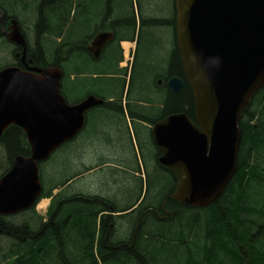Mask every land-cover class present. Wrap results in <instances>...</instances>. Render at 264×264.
Masks as SVG:
<instances>
[{"label":"trees","instance_id":"16d2710c","mask_svg":"<svg viewBox=\"0 0 264 264\" xmlns=\"http://www.w3.org/2000/svg\"><path fill=\"white\" fill-rule=\"evenodd\" d=\"M144 3L139 0L140 10ZM134 6V0H0V38L3 30H9L11 20H17L24 28V23L32 19L33 43L26 36L28 56H33L35 67H57L63 71L62 89L71 102L88 95L116 99L121 111L116 116L124 119L123 97L127 92L133 117L139 113L162 120L186 114L195 121L194 94L177 56L171 74L183 80L184 88L178 95L163 90L165 97L154 93L155 75L147 73L143 61L129 87L127 77L94 79L85 71V77H81V73L69 70H76L79 63L74 57L70 62L66 60L68 37L76 44L81 42L83 35L91 32L93 16L99 9L107 8L116 19L125 18L126 11L132 12ZM126 33L133 39L136 27ZM149 93L158 97L149 96L148 100L145 97ZM144 101L149 104L146 109L140 105ZM99 117L115 124L109 117L95 115L93 125L98 124ZM239 129L241 144L234 177L222 196L204 209L180 204L173 198V177L165 174L171 182L164 189V174L150 170L149 186L141 204L138 200L145 192L141 181L112 202L93 197H85L86 201L78 196L68 199V182L79 174L73 156L88 139L80 138L64 146L58 154L62 155L63 165L59 170L50 167L42 180L43 197L64 189L55 198L49 219L44 222L36 218L33 210V215L26 218L0 216V264H264V87L243 112ZM124 130L128 134L129 128ZM130 138L123 151L136 157ZM139 141L144 155L148 147ZM3 149L7 170L17 157L31 155L27 137L17 127L9 128L0 139V150Z\"/></svg>","mask_w":264,"mask_h":264},{"label":"water","instance_id":"95a60500","mask_svg":"<svg viewBox=\"0 0 264 264\" xmlns=\"http://www.w3.org/2000/svg\"><path fill=\"white\" fill-rule=\"evenodd\" d=\"M177 41L195 100L196 123L186 114L169 116L153 129L162 165L177 180L173 198L183 206L214 204L234 177L241 144L239 121L264 87V0H176ZM11 42L27 43L17 21ZM96 42L102 47L104 38ZM101 40H103L101 42ZM11 67L0 73V138L11 125L21 127L31 145L0 180V216L34 207L43 187L39 164L83 128L84 114L103 101L89 97L69 106L61 94L60 69ZM162 85V81L158 82ZM173 94L184 83L168 82Z\"/></svg>","mask_w":264,"mask_h":264},{"label":"flooded vegetation","instance_id":"af4514ba","mask_svg":"<svg viewBox=\"0 0 264 264\" xmlns=\"http://www.w3.org/2000/svg\"><path fill=\"white\" fill-rule=\"evenodd\" d=\"M134 2V10H132V12L131 10L126 11L128 15L126 14L127 16L125 18L115 19L109 11H106L107 8H105L104 11L99 9V13L93 16L94 23L92 24L91 32L85 33L82 41L78 44L74 43V41L68 37L64 48L66 60L70 62L74 57L79 63L76 70L73 67L71 69L68 68L71 72H79L81 73V77H85V74L82 73L85 71L88 74H92L94 79L97 77L115 79L132 78L136 68L143 61V66L148 74L150 72V74L153 73L155 77H163L165 75L170 79L178 78L179 76L171 74L172 62L177 56L180 59L183 74L186 76L177 41L176 0H145V3L141 6V10L139 7V0H134ZM145 4L147 6H145ZM130 12L131 14L129 15ZM133 26L136 27V36L132 39L126 31L132 29ZM104 35L106 36L104 38V45L102 47L96 45V41ZM125 45L129 47V49H127L128 54H126ZM87 59L90 60L88 63H86ZM23 70L25 71L26 69ZM168 80L167 82L164 81L165 86L161 88L168 89ZM89 96L91 95L87 97ZM83 100L73 102L72 105H78ZM128 105V102H123L124 119H119L116 114H121V111L119 110L117 100H104L102 106L90 109L84 114L85 124L77 137L79 136L78 139L81 138L83 141L87 138L99 144L102 143L99 148V153L105 151L106 154L95 158L94 171H98L100 174L99 182H104L111 176L117 184L118 192L116 196H109V198H107L106 194L102 193L92 197L112 202L120 199V197L125 195L124 193L132 190L134 186L141 181L145 188L144 194H142L138 200V204H141L145 199V194L149 186L147 160H150L152 163V170L150 171L155 173L159 171L163 173L164 179H166L165 174L168 171L160 162L162 151L156 146L153 139L152 128L159 122V119L155 120L153 117L151 119V117L142 116L139 113L138 117H133L132 115L134 112L129 113L130 110ZM140 105L145 106L148 104L144 101L140 103ZM108 112L115 113V115L110 116ZM95 115L109 117L118 125L115 126L113 121L108 123L105 120L101 121L104 117H99L98 124L93 125L92 123ZM125 127L129 128L128 134L125 130L122 131ZM7 131L8 129L5 133ZM129 136L137 150L136 157L132 153H125L123 151L125 150L124 146H126ZM139 140L146 143L149 148V155H143ZM106 142H108L109 145H106ZM104 144L107 146V149ZM79 151L80 156L79 160H77V167L86 169L88 165L84 163L85 160L80 159L82 156L84 157L83 152L82 150ZM70 159L69 163L71 162ZM84 176L83 174V177ZM83 177L79 176L77 179L81 180ZM174 180L176 182L175 178ZM72 182L73 181H71V183ZM107 183H109V181H107ZM120 184H122L124 188L119 187ZM102 185H104L103 188H108L104 183H102ZM162 185L165 189L166 181ZM71 189L72 190L68 191V199L78 196L79 200L86 201V195H83V192L77 193L74 192L75 190L73 191V188ZM106 192L109 193L108 191ZM111 215L114 216L113 213H111ZM47 219H49V216ZM44 222L46 221L44 220Z\"/></svg>","mask_w":264,"mask_h":264},{"label":"rangeland","instance_id":"374dc122","mask_svg":"<svg viewBox=\"0 0 264 264\" xmlns=\"http://www.w3.org/2000/svg\"><path fill=\"white\" fill-rule=\"evenodd\" d=\"M33 23L34 22L32 19L27 21V23H24V25H25L24 29L26 31L28 40H30L31 43H33V36H34L33 29H32ZM125 47H126V49H128L127 45H125ZM13 49H14V46L9 43L7 38H5V37L0 38V70L2 68L8 67V66L13 64L12 63L14 61ZM154 93L157 94L155 92V90H154ZM160 93H158L157 95L162 96V97H165L167 95L166 93L164 94L161 91H160ZM149 96L158 97V96L151 95L150 93H149ZM101 145H102V143L99 144V143H97L91 139H89L87 143L84 142L82 145H79L80 146L79 150H82L83 155H84V157L82 156L80 159L85 160L84 163L87 162L86 165H88V167L91 168V170H87V172H89V173L95 170V167L93 166L94 164H92V163H94L95 158L101 157V156L106 154L105 151L99 153V151H100L99 148L101 147ZM92 146H94V147H92ZM89 147L91 149H88ZM3 150L4 151L0 150V174L3 172V167L1 166V164L7 162V160L5 159V149H3ZM101 151H103V150H101ZM59 153H60V151L57 152L53 156V158H52V160H50V162H48L46 165H44L43 174L45 175V173H46V177L49 174L50 167L52 170L54 168H55V170H59V168L63 165V161L61 158L62 155H58ZM145 154L149 155V148L147 149ZM89 162H91V163H89ZM91 166H93V167H91ZM147 167L149 170H152V163L150 160H147ZM6 168H7V165L4 166V170ZM81 169H84V168L81 167ZM82 171H84V170H82ZM89 173L85 176V180L81 181L83 178L81 180L79 179L81 182L78 183L77 185H74V187H73V191L75 190L74 192H77V193L83 192L85 194H91V195H97V194L104 193V194H106L107 198H109V196H113V197L116 196L118 189H117V184H116L115 180L113 179V177L109 176L104 182H99L100 175L98 173H95V172L90 173V174ZM51 175H54V174L51 172ZM81 177H83V175H81ZM107 181H109V183H107ZM165 181H166V179H164L163 183H165ZM170 182H171V179L168 177L167 183H170ZM102 183H104L105 186L108 188H103L104 185H102ZM119 187L124 188V186H122V184H120ZM106 191H108L109 193H107ZM55 193H57V192H55ZM47 202H49V201H47ZM47 202L44 201L42 203L48 204ZM42 203L40 204V207L38 206L36 208V213L38 214V216H42L43 218H45V216L47 214V210H46L47 208L45 207L46 209H44L42 207ZM30 215H33V213L31 211L13 216L11 218L12 219L13 218H19L20 219V218L30 217Z\"/></svg>","mask_w":264,"mask_h":264},{"label":"bare ground","instance_id":"6f19581e","mask_svg":"<svg viewBox=\"0 0 264 264\" xmlns=\"http://www.w3.org/2000/svg\"><path fill=\"white\" fill-rule=\"evenodd\" d=\"M0 14H1V13H0ZM127 48L129 49V47H127ZM41 184H43L42 181H41ZM46 205H47L46 203H42V207H43L44 209H45ZM192 208H193V209H201V208H194V207H192Z\"/></svg>","mask_w":264,"mask_h":264}]
</instances>
